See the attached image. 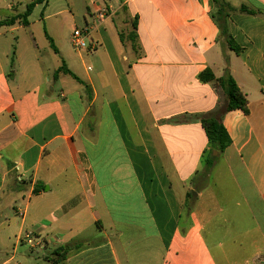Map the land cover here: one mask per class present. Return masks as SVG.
<instances>
[{
  "label": "crops",
  "instance_id": "obj_1",
  "mask_svg": "<svg viewBox=\"0 0 264 264\" xmlns=\"http://www.w3.org/2000/svg\"><path fill=\"white\" fill-rule=\"evenodd\" d=\"M11 1L0 6L7 17L20 12ZM226 1L238 10L229 32L240 55L218 42L212 0H90L91 66L65 47L43 57L32 39L8 71L2 43L0 227L20 230L1 264L29 245L26 232L45 264H264V0ZM61 60L85 85L55 78ZM227 68L249 115H225L232 144L204 181L209 141L192 118L224 97L199 76ZM63 75L76 86L57 97L51 79Z\"/></svg>",
  "mask_w": 264,
  "mask_h": 264
},
{
  "label": "rangeland",
  "instance_id": "obj_2",
  "mask_svg": "<svg viewBox=\"0 0 264 264\" xmlns=\"http://www.w3.org/2000/svg\"><path fill=\"white\" fill-rule=\"evenodd\" d=\"M98 1L103 3V0ZM8 2L0 0V6L6 7ZM20 2L21 5L19 13H23L25 11V5L29 3L30 0H21ZM90 7V0H51L47 7L38 5L29 17V27H22L18 31H12L11 28L8 27L0 28V33L4 34L0 37V60L2 61L4 59L3 52L5 51L6 46H2V43L5 41L7 42L9 54L7 70L10 68L12 69L14 64L18 66V57L22 52V46L25 45L26 42L30 43L32 39H34V41L38 44L43 57H47V53L52 55L53 49L46 35V33H48V35L54 39V44L57 48L65 47L76 57H78V52H80L83 55L86 65L91 66V60L93 59L91 53H88L86 49L77 50L72 44V35L74 31L76 29L83 30L87 27V24L92 23V18L89 14ZM55 13H58L57 16L47 18V16ZM6 17L7 16L5 14L0 13V21ZM86 43L90 44L89 39H86ZM57 60L58 59H49V64L51 66L57 65ZM77 60H79V58ZM60 65H62V60ZM77 71L79 75H84L82 68ZM90 73L93 74V71H90ZM62 77L63 81L51 79V87H54V94L57 97L62 90L68 92L71 88L76 86V82L71 77L64 75ZM217 162L219 165L218 169H220L222 167L221 157L217 159ZM226 182H228L227 179ZM81 201L82 198L79 197V202ZM7 213L10 218H16L13 211H8ZM19 230L20 224H7L0 227V264L2 261L11 257V253L16 243V235H18ZM93 230H95V228L89 229L86 233L87 236H89ZM228 243L231 244L230 242ZM228 243H225L226 247L229 246ZM69 247L70 246L65 249L66 253H68ZM60 251L61 249L56 250V252L61 253ZM5 253H8V256H5ZM216 253L218 252L216 251ZM45 255H47V253H43V251L40 250H34L27 244L20 245L18 256L11 264H45L43 261ZM50 257L54 258L55 255H51ZM219 263L227 264L225 259H219Z\"/></svg>",
  "mask_w": 264,
  "mask_h": 264
},
{
  "label": "trees",
  "instance_id": "obj_3",
  "mask_svg": "<svg viewBox=\"0 0 264 264\" xmlns=\"http://www.w3.org/2000/svg\"><path fill=\"white\" fill-rule=\"evenodd\" d=\"M49 1L50 0H32L26 5L25 11L23 13L12 14L11 16L1 20L0 28L12 27L15 25H21L25 27L28 26L29 17L32 15L36 6H46ZM212 1L215 8V12L212 14V18L216 22L219 29L218 42L221 45L226 46L229 50L234 51L236 54L240 55L244 49L235 42L229 32V22L231 16L238 10L226 0ZM239 11L251 15H255L257 13L262 14L261 12L250 10L246 6H242ZM136 31L137 22L134 20L132 31L127 35V38L132 43L134 49H136L137 44ZM46 35L52 49L56 53H58L53 39L48 35V33H46ZM120 37L124 43L125 37L122 33L120 34ZM60 73L69 75L79 83L84 84L76 75H74L69 69H67L65 64H63L62 67L56 71L55 78ZM199 78L202 82L212 83L216 87V89H220L224 97L223 101L219 104V106H217L215 110L208 113L195 115L192 118V120L196 119L201 123L209 141V149L204 153L203 162L205 167L201 172L197 173V177H200V179L207 181V178L212 172V169L218 159V157L214 156L213 153L216 151L219 155H222L232 144L231 137L223 124L225 115L237 110L242 111L245 115H249V103L245 93L238 86L228 68L225 69L223 76L220 78H217L210 69H207L203 73H201ZM35 193H37V191H35ZM192 197V194H189V199H191ZM60 249L63 250L64 248Z\"/></svg>",
  "mask_w": 264,
  "mask_h": 264
},
{
  "label": "built area",
  "instance_id": "obj_4",
  "mask_svg": "<svg viewBox=\"0 0 264 264\" xmlns=\"http://www.w3.org/2000/svg\"><path fill=\"white\" fill-rule=\"evenodd\" d=\"M96 15L100 20H105L108 16V10L106 8H98L96 10ZM89 30L83 29L79 30L76 29L72 35V44L75 49L77 50H87L88 48L95 49L96 46H91L90 44L86 43V39H88ZM22 238L32 247L35 245V236L33 233L26 232L22 235ZM21 238V239H22Z\"/></svg>",
  "mask_w": 264,
  "mask_h": 264
},
{
  "label": "water",
  "instance_id": "obj_5",
  "mask_svg": "<svg viewBox=\"0 0 264 264\" xmlns=\"http://www.w3.org/2000/svg\"><path fill=\"white\" fill-rule=\"evenodd\" d=\"M213 155H214V156H217V155H218V152L215 151V152L213 153ZM194 194H195V193H194Z\"/></svg>",
  "mask_w": 264,
  "mask_h": 264
}]
</instances>
